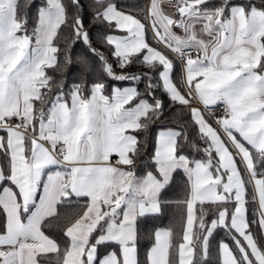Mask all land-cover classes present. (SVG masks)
Here are the masks:
<instances>
[{"label":"snow or ice","instance_id":"snow-or-ice-1","mask_svg":"<svg viewBox=\"0 0 264 264\" xmlns=\"http://www.w3.org/2000/svg\"><path fill=\"white\" fill-rule=\"evenodd\" d=\"M70 4L74 12L44 0L29 32L21 0H0V264H142L139 224L168 206L180 213L182 242L156 228L143 264H213L220 229L231 244L219 242L218 264H264V0H147L143 20L88 0L93 21L123 33L102 37L107 55L93 46L84 4ZM76 43L86 52L73 59ZM133 63L148 71H124ZM96 70L135 86L106 94L103 79L88 80ZM158 92L189 119L159 127L138 176L139 134L167 115ZM178 173L182 194L162 199ZM54 226L63 246L46 234Z\"/></svg>","mask_w":264,"mask_h":264},{"label":"trees","instance_id":"trees-1","mask_svg":"<svg viewBox=\"0 0 264 264\" xmlns=\"http://www.w3.org/2000/svg\"><path fill=\"white\" fill-rule=\"evenodd\" d=\"M81 2L84 4V11L81 13L83 19H84V26L88 29L89 34L93 41V46L98 48L100 51H103L106 55L109 53V49L107 46H102L100 41L103 36L111 33V34H117L120 32H116L113 29H109L106 25L96 23L91 18V12L88 9V0H81ZM113 2L118 6V8L124 12H127L129 14H132L134 16H138V18L143 19V13L140 11L144 5H146L147 0H113ZM212 3H218L219 0H211ZM64 3L69 6V12H74V9H72L70 0H64ZM44 4V0H21V13L22 15L27 16V28L29 32L35 27L36 25V15L38 8ZM30 5V6H27ZM64 36L61 38L59 47L64 49L68 46V44L71 42L70 39V29H64ZM67 40V42H66ZM86 52V49L84 48L82 43H76L75 45H72L71 47V55L73 59H75L78 55H83ZM64 53L62 52L60 55V59L63 60ZM109 59L111 61H114V58L109 56ZM175 59V58H174ZM93 69H97V65L95 62H92ZM115 71L119 74L121 72V69L119 67H116L114 64ZM79 69L76 65H73L65 74L64 77L66 79L67 84H71L76 80V75L78 73ZM124 71L127 73H142L148 71L147 68L140 64L133 63L132 65L128 66ZM49 75L54 76L56 79H60V74L56 73L52 70H49ZM181 75V70L179 63L177 62L176 67L174 69V78L179 79ZM103 79L105 83L108 85L106 89V94L111 93V89L113 86L116 87H124L128 85V82H116L107 79L104 77L98 70L94 71L91 75H89L88 80L91 82L92 80H98ZM141 90H143V84L140 85ZM157 95L164 101L165 105H167V115L166 117L159 121L157 124H153L149 131L147 133H140V138L145 143L144 151L141 154V157L138 160L136 172L138 176H142L144 172L147 169L146 165L149 162L150 155L154 149V141H155V133L158 131L159 127L161 125L166 126H175L177 124H182L188 121L189 117L188 115L183 111H177V108L175 106H172L170 101L168 100L166 95H163L161 93H157ZM187 131L189 133L190 140H194L200 147H203L204 145L197 139L195 136V133L190 125L187 127ZM184 153L188 155H195V157L201 158L203 157V153H193L192 149L185 145L184 147ZM4 156L1 153V160L4 161ZM184 187V176L182 173H178L175 176L174 182L170 187L163 193L162 199L164 200H174L179 195L182 194V190ZM213 213H209V219L212 218ZM249 217L251 218V212H249ZM165 227H171L174 230V243L182 242V219L180 216V213L175 210L173 207L168 206L164 210V214L160 216L157 219H146L143 222L139 224V229L141 232V239L139 241L138 247H139V255L140 260L143 264L145 260V254L146 251L149 249V247L153 243L152 239V233L156 228H165ZM46 234L50 235L52 238L57 239L58 242H60L63 246V241L61 240L62 237V231L57 227H51L45 229ZM253 231L257 234V237L259 238V230L253 226ZM221 240H224L231 244L230 237L224 232V230L220 229L216 232L214 235V238L211 240V251L214 257L213 264H218V262L215 260L216 254H217V248L218 244ZM106 251L104 247L101 248V254Z\"/></svg>","mask_w":264,"mask_h":264},{"label":"crops","instance_id":"crops-1","mask_svg":"<svg viewBox=\"0 0 264 264\" xmlns=\"http://www.w3.org/2000/svg\"><path fill=\"white\" fill-rule=\"evenodd\" d=\"M170 10V9H169ZM126 14H129V13H127V12H125ZM144 19V18H143ZM142 19V20H143ZM145 22L147 23L148 21H146L145 20ZM115 35H123V33H117V34H115ZM149 39H151V32L149 31ZM170 56L174 59V57H173V55L172 54H170ZM175 60V59H174ZM180 66V65H179ZM180 70H181V68H180ZM126 86H132V85H130V84H128V85H126ZM125 87V86H124ZM122 88V87H121ZM4 135H6V133H3V132H0V136H4ZM116 159V157L115 156H113V160H115ZM0 162H2V160H1V153H0Z\"/></svg>","mask_w":264,"mask_h":264},{"label":"built area","instance_id":"built-area-1","mask_svg":"<svg viewBox=\"0 0 264 264\" xmlns=\"http://www.w3.org/2000/svg\"><path fill=\"white\" fill-rule=\"evenodd\" d=\"M192 55H195V53L193 52V53H191ZM173 55V54H172ZM173 57L175 58V56L173 55ZM209 111H211V110H209ZM219 114H221L222 115V110L220 111V113Z\"/></svg>","mask_w":264,"mask_h":264},{"label":"rangeland","instance_id":"rangeland-1","mask_svg":"<svg viewBox=\"0 0 264 264\" xmlns=\"http://www.w3.org/2000/svg\"><path fill=\"white\" fill-rule=\"evenodd\" d=\"M132 86H135V85H132ZM202 158V157H201ZM199 159V158H198Z\"/></svg>","mask_w":264,"mask_h":264}]
</instances>
